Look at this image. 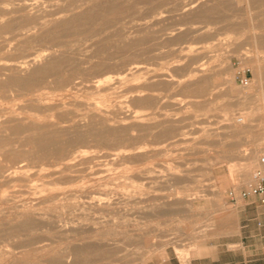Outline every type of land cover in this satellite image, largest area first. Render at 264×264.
Here are the masks:
<instances>
[{
	"label": "rangeland",
	"instance_id": "rangeland-1",
	"mask_svg": "<svg viewBox=\"0 0 264 264\" xmlns=\"http://www.w3.org/2000/svg\"><path fill=\"white\" fill-rule=\"evenodd\" d=\"M16 1L0 0V26L22 19L38 33L73 12L121 7L106 15L112 24L97 19L51 43L23 47L17 31H0V84L9 64L47 52L62 53L58 76L69 77L32 93L0 87V264H147L188 258L225 235L228 193L264 155V5ZM29 125L61 130L62 153L38 156Z\"/></svg>",
	"mask_w": 264,
	"mask_h": 264
},
{
	"label": "bare ground",
	"instance_id": "bare-ground-1",
	"mask_svg": "<svg viewBox=\"0 0 264 264\" xmlns=\"http://www.w3.org/2000/svg\"><path fill=\"white\" fill-rule=\"evenodd\" d=\"M55 1L61 2L60 0H55ZM16 2H18V0ZM141 2L144 3V1H140V3ZM46 4H44V5H46ZM20 5H22L26 9L28 7L29 8H34V7H37L39 5H42V0H24L22 2V4H20ZM10 6H12V5L10 4ZM55 6H53V7H55ZM93 6H94V3H93ZM42 7H44V6H42ZM116 7L118 8V7H121V6L118 5ZM116 7L109 6V5H104V6H100L98 10L95 7V10L94 9H87V10L79 11L77 13L73 12L69 16L63 17V18H66V19H64V20H62L60 22L56 23V22L53 21L54 23H47L48 26L45 25L46 28L44 30L42 29L43 31H41L39 33H38L39 29L36 28L37 27L36 24H33V27H29V25L27 26L25 21H23L22 19H21L22 20L21 21L19 19L22 15H19L20 17L18 19L20 20V22H18V23H15V22H12V21H6L5 23H3L1 21L3 24L1 23L2 25L0 26V31H3V32H10L12 30L17 31V34H15V35L12 33L14 35V36L11 35L12 39L18 38V37L19 38L23 37V39L20 40V42L22 43L23 47H26V45L29 44L30 42L35 43V42H38V41L39 42L46 41V42H50L51 43V42H53L54 40L57 39L58 33H60L59 37H60L61 34H63V36H65L64 33L67 34L68 32L71 31V29L73 30L75 27L80 26V25H87V24L89 25L90 23H92L93 21H95L97 19L102 20L104 22V24H109L111 21H109L107 19L105 21V17H106V15L110 16L111 14L113 16H119L118 14H116V11H118ZM20 9L21 8H19V11H20ZM83 9H86V8H83ZM11 10H12V8H11ZM127 10H129V8ZM210 12H211V10H204L203 14L207 15ZM12 13H13V11H12ZM117 13H121V12H117ZM3 17H4V20H6L5 16H3ZM113 18H115V17H113ZM7 19H8V17H7ZM12 20H13V18H12ZM113 20H116V19H113ZM29 22H31V21H29ZM98 22H99V20H98ZM101 24H103V23H101ZM111 24H112V22H111ZM81 27H83V26H81ZM30 31H34L35 33H32L33 35L29 36ZM75 31H76V29H75ZM263 45H264V41H263ZM61 54L62 53H54V52L53 53L52 52L48 53L47 52L46 54H37V55H34L33 57L31 56L30 58L27 56L25 60L20 61L19 63L9 64V67L6 68L5 70L12 72V75L8 76L6 78V80L3 83L0 84V87L4 88V87H11V86L13 87V86H15V87H18L19 89L27 92V93H32V92L36 91L41 84L44 85L43 82H44V80L46 78L48 79L49 77H53V76H55V78H54V81L52 83H54L57 87L58 86L62 87L66 82H68V80H69L68 78L69 77L68 76L66 77L64 75L63 76H58V74L60 73V70L62 69V67L66 66V64L68 63V60L66 58H63ZM44 57H46V59L44 61H42L41 64H37L39 59H44ZM262 69L264 71V67ZM127 70L131 71L132 68H128ZM20 71L24 72V74L22 76L21 75H17V73H16V72H20ZM101 82L102 81H100V80H96L95 87L96 88L101 87ZM42 85H41V87H42ZM48 108L51 109V107H48ZM84 117L86 119H89V115H85ZM39 118L40 119H44L41 116H39ZM89 121H90V119H89ZM87 124H89V123H87ZM86 126H88V125H86ZM26 131H30L31 132V134L27 137V142L29 144H32L34 147H36L38 149V153H40V154H37L38 156L43 155L48 148H52L55 151L54 152L55 154H56L57 151H59L60 154L62 153L63 149L62 148L61 149L57 148L58 144L60 143L59 141L62 139V131L61 130L60 131L51 130V129H49V127H46L45 125H39V126H31V125H29L26 128ZM92 131H93V129L88 130V131H86L84 133H78V134H76L75 139L83 141L86 136H90V135L93 134ZM96 132H98L99 135L101 134V136L102 135L105 136V131L96 130ZM119 139H120V136H119ZM119 139H117V140H119ZM61 141H63V140H61ZM64 158H62V159L64 160Z\"/></svg>",
	"mask_w": 264,
	"mask_h": 264
},
{
	"label": "crops",
	"instance_id": "crops-1",
	"mask_svg": "<svg viewBox=\"0 0 264 264\" xmlns=\"http://www.w3.org/2000/svg\"><path fill=\"white\" fill-rule=\"evenodd\" d=\"M251 1L264 5V0ZM233 207L235 213L224 228L225 235L206 243L188 258L170 252L147 264H264V206L251 197L237 201Z\"/></svg>",
	"mask_w": 264,
	"mask_h": 264
},
{
	"label": "built area",
	"instance_id": "built-area-1",
	"mask_svg": "<svg viewBox=\"0 0 264 264\" xmlns=\"http://www.w3.org/2000/svg\"><path fill=\"white\" fill-rule=\"evenodd\" d=\"M249 69L238 71L237 78L241 86L246 87L249 85V79L247 73ZM256 198L258 203L264 206V155L258 159V167L251 173L249 181L246 186L240 189L238 192L230 191L228 198L232 204L241 199Z\"/></svg>",
	"mask_w": 264,
	"mask_h": 264
}]
</instances>
